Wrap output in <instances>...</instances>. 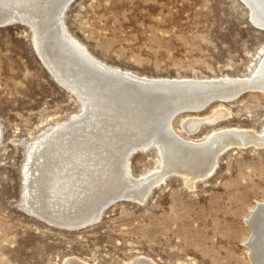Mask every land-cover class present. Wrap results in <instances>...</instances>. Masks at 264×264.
I'll use <instances>...</instances> for the list:
<instances>
[{
	"label": "rangeland",
	"instance_id": "374dc122",
	"mask_svg": "<svg viewBox=\"0 0 264 264\" xmlns=\"http://www.w3.org/2000/svg\"><path fill=\"white\" fill-rule=\"evenodd\" d=\"M241 0H74L63 15L68 35L97 61L152 79L249 78L264 57V29ZM185 134L186 117L212 118ZM81 104L38 59L27 26L0 28V264H251L245 223L264 203V148L221 154L210 178L192 188L163 178L144 203L118 201L97 224L52 227L23 208L31 143L75 118ZM176 135L202 141L211 132H264V93L242 91L199 112L176 116ZM29 145V146H28ZM157 150L129 158L131 176L160 168ZM247 225V226H246Z\"/></svg>",
	"mask_w": 264,
	"mask_h": 264
},
{
	"label": "bare ground",
	"instance_id": "6f19581e",
	"mask_svg": "<svg viewBox=\"0 0 264 264\" xmlns=\"http://www.w3.org/2000/svg\"><path fill=\"white\" fill-rule=\"evenodd\" d=\"M73 1L0 0V28L16 21L27 26L42 65L82 108L71 121L31 143L24 166L27 213L61 230H83L97 224L117 199L142 204L169 176H181L192 188L211 177L226 151L264 148V132L225 129L191 141L171 127L176 116L199 112L214 100L230 101L247 90L264 93V57L249 78L138 77L102 64L68 35L63 15ZM242 1L252 23L264 29V0ZM225 115L219 110L208 119L186 117L182 129L193 135L203 123ZM150 148L157 150L160 168L134 178L130 156ZM245 223L251 230L250 263L264 264V203L256 205ZM81 262L69 258L63 264ZM125 264L153 263L139 258Z\"/></svg>",
	"mask_w": 264,
	"mask_h": 264
},
{
	"label": "water",
	"instance_id": "95a60500",
	"mask_svg": "<svg viewBox=\"0 0 264 264\" xmlns=\"http://www.w3.org/2000/svg\"><path fill=\"white\" fill-rule=\"evenodd\" d=\"M242 1V0H241ZM248 8V7H247ZM249 9V8H248ZM14 23H17V24H20V22H14ZM13 23H11V24H9V25H12ZM23 24V23H22ZM24 25V24H23ZM33 45V44H32ZM36 55H37V53H36ZM37 57H38V55H37ZM45 66V65H44ZM52 76V75H51ZM120 200H122V199H120ZM119 199H117L114 203H116V202H118V201H120ZM108 207H110V206H108Z\"/></svg>",
	"mask_w": 264,
	"mask_h": 264
}]
</instances>
